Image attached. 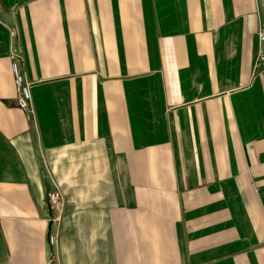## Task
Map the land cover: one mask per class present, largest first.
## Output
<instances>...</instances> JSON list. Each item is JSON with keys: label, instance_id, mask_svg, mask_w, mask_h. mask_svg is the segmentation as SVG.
Here are the masks:
<instances>
[{"label": "crops", "instance_id": "crops-1", "mask_svg": "<svg viewBox=\"0 0 264 264\" xmlns=\"http://www.w3.org/2000/svg\"><path fill=\"white\" fill-rule=\"evenodd\" d=\"M261 22V0H0V264H264Z\"/></svg>", "mask_w": 264, "mask_h": 264}, {"label": "built area", "instance_id": "built-area-1", "mask_svg": "<svg viewBox=\"0 0 264 264\" xmlns=\"http://www.w3.org/2000/svg\"><path fill=\"white\" fill-rule=\"evenodd\" d=\"M261 3L264 6V0H261ZM10 34L13 35V32H10ZM257 35L260 46L254 63V71L264 72V48L261 47V44L264 43V22L259 24ZM10 59L13 81L17 90L16 104L22 111L32 114L33 109L31 106L29 87L25 82L23 73L20 69V54L14 48H12L10 52ZM48 204L51 210L59 209L62 204L61 192L55 183L50 187V191L48 193ZM49 241L52 243L54 242V239L49 238Z\"/></svg>", "mask_w": 264, "mask_h": 264}, {"label": "water", "instance_id": "water-1", "mask_svg": "<svg viewBox=\"0 0 264 264\" xmlns=\"http://www.w3.org/2000/svg\"><path fill=\"white\" fill-rule=\"evenodd\" d=\"M43 184H44V186H45V195H46V198H47V200H48V193H49V191H50V187H49V184H48L46 178L43 179ZM49 209H50V206H49ZM50 217H51V213H50Z\"/></svg>", "mask_w": 264, "mask_h": 264}, {"label": "rangeland", "instance_id": "rangeland-1", "mask_svg": "<svg viewBox=\"0 0 264 264\" xmlns=\"http://www.w3.org/2000/svg\"><path fill=\"white\" fill-rule=\"evenodd\" d=\"M54 182H55V181H54ZM52 185H53V184H52ZM49 187H51L50 184H49ZM61 196H62V194H61Z\"/></svg>", "mask_w": 264, "mask_h": 264}]
</instances>
